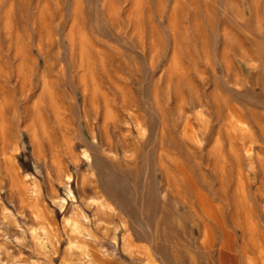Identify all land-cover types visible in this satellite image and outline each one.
I'll use <instances>...</instances> for the list:
<instances>
[{"label": "rangeland", "instance_id": "rangeland-1", "mask_svg": "<svg viewBox=\"0 0 264 264\" xmlns=\"http://www.w3.org/2000/svg\"><path fill=\"white\" fill-rule=\"evenodd\" d=\"M0 264H264V0H0Z\"/></svg>", "mask_w": 264, "mask_h": 264}, {"label": "bare ground", "instance_id": "bare-ground-1", "mask_svg": "<svg viewBox=\"0 0 264 264\" xmlns=\"http://www.w3.org/2000/svg\"><path fill=\"white\" fill-rule=\"evenodd\" d=\"M105 204V203H104ZM124 235V234H123ZM129 236V235H128ZM90 252V251H89Z\"/></svg>", "mask_w": 264, "mask_h": 264}]
</instances>
